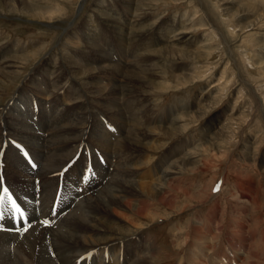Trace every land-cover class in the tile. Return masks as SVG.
Returning a JSON list of instances; mask_svg holds the SVG:
<instances>
[{"label":"rangeland","instance_id":"374dc122","mask_svg":"<svg viewBox=\"0 0 264 264\" xmlns=\"http://www.w3.org/2000/svg\"><path fill=\"white\" fill-rule=\"evenodd\" d=\"M37 2L32 3L36 14L26 16L0 0V48L12 51L15 46L12 58L30 55L27 60L14 59L9 74L0 72V112L14 106V116L25 117L24 131L16 137L30 146L34 135L28 139V129L34 117L46 120V102L51 99L50 90L40 91L41 85H47L42 75L48 60L65 61L63 85L79 89L82 96L72 100L67 92L59 111L75 115L90 111L96 118L91 120L92 129L96 126L100 133L99 138L92 129L86 134L89 151L80 154L77 174V183L85 190L79 191L91 189L95 180L105 182L107 172L116 179L114 173L124 170L122 159L134 156L133 167L140 174L133 189L120 190L134 207L144 199L153 206L142 217L123 204L116 207L119 216L106 208L115 218L111 223L116 238L107 248L120 247L125 257L126 244L135 245L130 246L132 252H147L145 264H264V0H140L139 6L151 11V38L160 27L176 25L174 35L182 32L191 43L183 51L186 56L158 55L153 68L142 60L127 67L136 75L129 74L134 83L119 85L122 104L113 103L111 111L93 101L97 100L94 83H100L101 74L95 70L98 76L91 79L79 70L90 67L84 66L86 61L98 56L73 32L89 27L87 40L100 36L103 42L98 46L112 47L110 54L118 55L116 64L123 65L131 42L120 34L118 25L121 29L129 25L121 21L128 1L105 0L101 9L100 0ZM40 12L46 17L41 18ZM104 15L115 16L113 25ZM108 70L110 79L127 76L119 66ZM141 101L144 104L137 109L141 114L136 115L129 106ZM30 106V116L23 115ZM140 118L145 138L131 143L122 125L132 130V121ZM139 182L151 183L153 191L162 190L166 198L139 195ZM218 184L220 190L213 192ZM100 188L108 195L115 193ZM134 188L138 198L129 195H136ZM68 189L71 196L76 194ZM147 239L155 245H144ZM96 254L93 249L91 263Z\"/></svg>","mask_w":264,"mask_h":264},{"label":"bare ground","instance_id":"6f19581e","mask_svg":"<svg viewBox=\"0 0 264 264\" xmlns=\"http://www.w3.org/2000/svg\"><path fill=\"white\" fill-rule=\"evenodd\" d=\"M127 1V12L124 16H121V21L122 24L127 21L129 25L121 29V25L119 24L118 28L120 34L126 38L128 43L130 41L132 44L135 42H137V44L133 46L129 43L128 46L131 47V49L128 51V54H125L126 58L123 60V65L116 64L118 55L110 54V48L112 47L107 44L98 46L103 42L100 36L95 35L87 40L89 27H85L86 30H83V27L77 31L76 28L73 32L75 37L79 40L82 39L87 41L91 50H94L98 56L86 61L84 66L90 67H81L79 70L84 71L91 79L98 76L96 71L101 74L100 83H94L97 100L93 101L98 106L101 105L109 111H111L110 109L113 103L116 106L122 104V102H120V91L118 90L119 85L124 82L134 83V80L130 78L129 74H131L132 77L136 75L130 72L129 69H126L127 67H133L136 60H142L144 64H147L150 68L152 66L153 68L155 64L152 62L155 61L158 55L163 56L167 54L170 55L171 58L186 56L183 51L186 50L185 46L191 43H187L188 40H186L182 32L174 35L179 28H177L176 25H170L165 29L160 27L156 32V36L151 38V29L152 26L154 27L152 22H150L152 16H149V14L151 11L148 12L146 9L143 10L139 4L140 0L139 3L137 0ZM32 3L35 4L38 2L37 0H7L8 9L16 12L20 11L26 16H33L36 14V9ZM104 3L105 0H100L97 7L101 9ZM144 3L145 2H142V4ZM144 5L146 7V4ZM238 13L240 12L238 11ZM39 14L41 18L46 17L44 13L42 14L40 12ZM105 17L108 19L110 25H113L116 21L115 16L111 15L110 17ZM95 30L97 31L98 28L96 27ZM153 43L156 45L152 46ZM106 46H109V49H106ZM13 51H17L15 46L12 51H9L8 48H0V72L9 74V69L12 68L11 64H13L14 59L22 58L27 60L30 56H14L12 58V56L9 55L13 53ZM6 57H9L10 60ZM48 61V68L42 75V79L47 82V85H41L40 91L43 93L45 88L51 91V93H49L51 99L46 102V104H48L47 111L49 112L46 111V113H44L45 115L47 114L45 121L34 117L35 119L32 122V126L28 129V133L30 134L28 139L31 138L33 134L34 140L31 141L30 146L23 144L26 150H29L28 153L32 156V163L36 165L35 168L31 166L28 159L15 147L17 143L22 144V141H17L18 138L16 136L19 132L24 131V129L21 128V123L26 122L25 117L17 116L16 114L14 116V110H12L14 106L8 108L7 112H0V156L4 154V168L0 170V189L3 187L9 188L13 194V198L17 199V202L26 210L28 217L33 223V228L27 233L22 234L20 232L8 231L7 229L10 226L16 227V222L13 220L11 213H5L4 219L0 220V229H4L0 230V264L148 263L149 257L147 256V252L144 251L146 253L145 255H143V251L132 252L130 246L135 245L130 243L126 244L124 249L125 257L119 253L120 249L118 248L120 247L107 248L116 241L114 232L112 231L114 228L111 223L115 218L113 219V214H111V212L119 216V209L116 208L119 206L117 205L123 204V207L129 210H135V216L139 217L150 214L149 211L153 207L145 201V199L139 202V206L134 207L130 197H127V200H125V195H123L121 191L124 189H133V183H136L135 179H137L140 174L137 173L136 167H133V164H136L137 161L133 158L134 156L132 158H123L124 166L122 168H124V170H116L117 172L114 173L116 179L110 177L111 174L109 175L107 172L106 175L108 178L104 177V180H106L105 182L101 183V180L96 182L94 179L95 181L91 189H87L84 193L79 191V188H82V186L77 183L79 179L77 176L79 172L78 159L81 153L89 151L86 147L85 138L88 129L91 131L95 123L94 121L91 122V120L96 118L91 115L92 113L90 111L84 113L78 112L76 115L59 111L61 108L60 99L67 92H71L72 100L80 98L82 94L79 89L74 90L71 87L67 88L63 85L66 76L61 69L65 61H52V59ZM71 64L75 65L76 62L74 63L72 61ZM126 64L128 66H126ZM76 66L78 68L79 64L77 63ZM116 66H119L124 73L127 70V76L125 77L123 74V77L117 76L110 79V71L108 68ZM149 72L151 73L152 69H150ZM173 77L178 78L179 76L174 74ZM142 104H144L143 101L136 106L129 107H131V110H135V114L137 115L139 113L141 114L137 109H139V106ZM15 107L18 108V106ZM182 107L184 106L182 105L181 108ZM31 110V106L26 107L23 115L30 116L33 111ZM166 114L167 111L164 112V115ZM114 115L119 116V114ZM172 115L173 114L169 112L167 117L168 121H170ZM12 118L19 119V121L13 120ZM141 118L137 122L132 121V130L122 125L124 133H127L125 136L127 141L134 143V141H142L145 138V133L141 131ZM90 122L91 126L88 127V123ZM96 130V126H94L92 129L94 137L97 135L99 138L100 133ZM11 136L16 138V141L10 140ZM106 140L110 141L108 138ZM98 144L101 145L100 142ZM119 153L122 154L121 151ZM108 154L109 153H106L107 156H109ZM184 161L188 162L186 160ZM67 165L68 168L64 170ZM97 165L98 164H96V166ZM75 167H77V169H75ZM160 173L162 174L164 172ZM61 176L63 180L62 188L59 192ZM72 182L74 183L73 187ZM138 184L140 187L139 190H137L142 191L138 193L139 195H143L144 193L150 195L151 193L160 201L166 198L162 190L155 189V191H153L151 183L139 182ZM101 186L115 193L108 195L107 191L103 192L102 188H100ZM68 187L76 194L71 196ZM82 189L85 190L84 188ZM137 190L134 188L132 191L138 192ZM83 194L84 197L78 199V196L80 197ZM138 194L132 195L129 192L130 196L136 198L139 197ZM68 195H70V198H67ZM54 198L55 203L58 200L56 206ZM172 203L173 201L171 199L170 201L167 200V204L171 205ZM73 204L74 206L72 207ZM54 207L58 213L55 216L52 215ZM106 208H110L111 212H108ZM61 210H63L62 214ZM122 216L127 217L128 213L124 212ZM208 218L211 219V217ZM44 219L50 221L49 226H44L39 222ZM9 222H11V225ZM207 227H210V225ZM150 241V239H147L144 245H155ZM93 249L97 254L94 257L93 263H91Z\"/></svg>","mask_w":264,"mask_h":264},{"label":"snow or ice","instance_id":"6c2138e0","mask_svg":"<svg viewBox=\"0 0 264 264\" xmlns=\"http://www.w3.org/2000/svg\"><path fill=\"white\" fill-rule=\"evenodd\" d=\"M15 143V142H14ZM15 147L23 154L25 158H28V162L31 163V158L29 157L28 151L25 150L22 144H15ZM33 168L36 167L34 163H31ZM91 171V169H89ZM220 190V185L218 184L213 191L218 192ZM55 203V198H54ZM11 213L13 220L16 222V227H9L8 231H15L20 233H27L30 229L33 228V223L31 222L30 218L28 217L26 210L21 206L20 203L17 202V199L13 198L12 192L9 190L8 187H3L0 189V220H3L5 217V213ZM63 210H61V214ZM58 213L56 212L55 207L52 210V215L55 216ZM44 226H49L50 221L47 219L39 221ZM11 225V222H9ZM4 230V229H0Z\"/></svg>","mask_w":264,"mask_h":264}]
</instances>
